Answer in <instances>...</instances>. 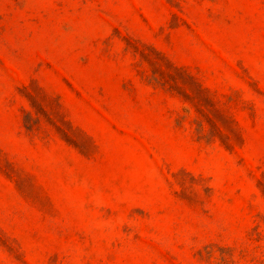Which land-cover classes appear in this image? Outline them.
Returning a JSON list of instances; mask_svg holds the SVG:
<instances>
[{
    "label": "rangeland",
    "instance_id": "1",
    "mask_svg": "<svg viewBox=\"0 0 264 264\" xmlns=\"http://www.w3.org/2000/svg\"><path fill=\"white\" fill-rule=\"evenodd\" d=\"M0 264H264V0H0Z\"/></svg>",
    "mask_w": 264,
    "mask_h": 264
}]
</instances>
